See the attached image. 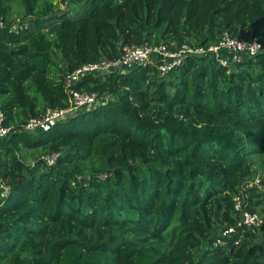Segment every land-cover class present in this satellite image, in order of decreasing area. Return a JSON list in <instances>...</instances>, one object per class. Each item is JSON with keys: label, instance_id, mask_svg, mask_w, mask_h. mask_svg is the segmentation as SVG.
I'll return each mask as SVG.
<instances>
[{"label": "trees", "instance_id": "16d2710c", "mask_svg": "<svg viewBox=\"0 0 264 264\" xmlns=\"http://www.w3.org/2000/svg\"><path fill=\"white\" fill-rule=\"evenodd\" d=\"M225 32L264 45V0H0V264H264V223L239 226L234 200L257 175L264 189V49L230 66L191 57L165 77L87 75L74 89L96 107L24 131L69 107L64 79L82 65ZM29 151L60 156L31 166ZM244 208L264 218V190Z\"/></svg>", "mask_w": 264, "mask_h": 264}, {"label": "built area", "instance_id": "2783aa9c", "mask_svg": "<svg viewBox=\"0 0 264 264\" xmlns=\"http://www.w3.org/2000/svg\"><path fill=\"white\" fill-rule=\"evenodd\" d=\"M2 26V25H1ZM264 49V45L257 38L245 40L239 35H232L225 32L223 37L215 44L208 47L184 44L178 48L171 49L166 44H150L145 42L139 47L123 48L119 58L114 60L104 59L100 62L82 65L73 73L65 76V87L69 95L70 105L64 109L48 110L44 116L31 118L24 126V131L34 133L45 131L59 121L76 117L84 111L96 107L100 103L99 96L92 92L77 91L74 89L81 79L87 75H98L105 77L111 73H124L138 66H155L160 77H165L175 68L181 67L188 58L211 56L217 59L223 66L238 64L245 58L257 56ZM228 56H226V55ZM4 115L0 112V139L5 138L10 129L5 128L3 123ZM60 153H52L41 158L48 166L56 163ZM258 188L263 191L261 176L254 179H247L241 184V193L235 200V209L243 214L239 226L245 225L248 230L256 234L257 228L264 223V218L259 213H251L244 208V197L251 188ZM233 232L229 229L228 233Z\"/></svg>", "mask_w": 264, "mask_h": 264}, {"label": "rangeland", "instance_id": "374dc122", "mask_svg": "<svg viewBox=\"0 0 264 264\" xmlns=\"http://www.w3.org/2000/svg\"><path fill=\"white\" fill-rule=\"evenodd\" d=\"M61 8L64 10V9H65V6H62ZM59 60H61V57L59 58ZM26 154H27V156H28V159H27L26 161H27L28 164H31V166H33V165L36 163V160L33 159V157H34V156H35V157H37V156H41V155H40V152H30V151H29V152H27ZM43 156H45V155H42L41 158H42ZM259 171H261V169H259ZM261 238H262V239H257V240H255V242H258V243L264 242V236H261ZM262 261H264V259H263Z\"/></svg>", "mask_w": 264, "mask_h": 264}, {"label": "water", "instance_id": "95a60500", "mask_svg": "<svg viewBox=\"0 0 264 264\" xmlns=\"http://www.w3.org/2000/svg\"><path fill=\"white\" fill-rule=\"evenodd\" d=\"M19 28V24H16L14 27H13V32L17 31V29Z\"/></svg>", "mask_w": 264, "mask_h": 264}]
</instances>
